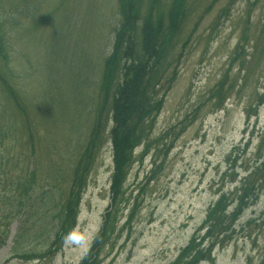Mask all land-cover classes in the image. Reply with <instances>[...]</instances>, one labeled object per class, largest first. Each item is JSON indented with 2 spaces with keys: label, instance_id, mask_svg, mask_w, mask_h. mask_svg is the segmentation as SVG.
<instances>
[{
  "label": "rangeland",
  "instance_id": "rangeland-1",
  "mask_svg": "<svg viewBox=\"0 0 264 264\" xmlns=\"http://www.w3.org/2000/svg\"><path fill=\"white\" fill-rule=\"evenodd\" d=\"M22 1L0 4V19L11 31L6 37L8 64L0 59V73L18 93L26 113L25 117L16 109L0 85V132L10 129L6 131L18 140L10 153V140L1 135L0 156L6 153L9 161L21 153L29 124L43 185L50 183L46 178L51 165L72 174L91 140L102 61L112 43L119 4L117 0H38L39 7L37 0H28L34 10L26 7L24 13H14L10 3ZM161 1L166 10L171 0ZM191 2V16L173 55L176 60L188 41L180 64H173L175 84L148 134L147 154L142 147L135 153L111 230L99 248L100 264L172 263L218 199L232 151L252 131L255 141L238 173L243 175L257 155L264 134V104L259 105L264 95V0ZM143 9L146 14L147 6ZM97 148L77 228L62 251L53 260L42 259L48 237L21 241L19 233L29 230L34 221L29 223L20 214L0 225H9L1 230L9 232L6 245H0V264L81 263L111 206L113 150L106 137ZM237 229L236 240L216 251V264H264V193ZM32 248L38 259H14L16 253H29Z\"/></svg>",
  "mask_w": 264,
  "mask_h": 264
},
{
  "label": "trees",
  "instance_id": "trees-1",
  "mask_svg": "<svg viewBox=\"0 0 264 264\" xmlns=\"http://www.w3.org/2000/svg\"><path fill=\"white\" fill-rule=\"evenodd\" d=\"M3 1L0 0V4ZM117 1V25L111 46L102 61L94 132L73 173L69 175L63 167L51 165V172L46 178L50 183L40 184L37 169L39 160L29 124L27 141L21 153L9 161L6 153L0 156L4 160L0 164V225L12 221L20 214L26 216L27 222L34 221L31 228L23 229L18 238L27 243L39 240L38 237H53L46 251L42 252V259H54L75 229L94 167L93 155L98 149L97 144L102 143L103 137L104 140L106 137L113 150L112 203L101 234L81 263L100 264L99 248L111 230L112 214L135 163L134 154L141 146L145 148L144 155L147 154L148 134L162 113L165 96L177 78V68L173 64H180L182 52L188 46V41L184 42L181 54L176 60L173 58L181 43L184 22L191 16V0H171L166 10H163L161 0ZM37 2L40 7L41 2ZM10 4L11 10L17 14L24 13L26 7L31 9L33 5L28 0L16 5ZM144 6L148 8L146 14ZM3 19H0V59L8 64L9 43L6 37L11 31L6 28L7 21ZM239 48L243 50L244 46ZM27 77L31 78V75ZM0 85L16 109L25 113L18 93L1 73ZM262 104L264 95L260 97L259 105ZM6 130L10 129H2L0 136L10 140L11 153L18 140ZM254 135L251 133L249 141L232 151L231 168L220 180L218 199L209 207L204 222L172 264H215V252L222 251L236 240L237 227L246 212L259 204L264 193V134H261L255 159L243 169V175L238 173L240 161L250 151ZM8 166L11 168L9 171ZM8 226H0V243L8 237L9 231L1 232ZM32 249L29 253H16L15 258L25 261L38 259V252Z\"/></svg>",
  "mask_w": 264,
  "mask_h": 264
}]
</instances>
